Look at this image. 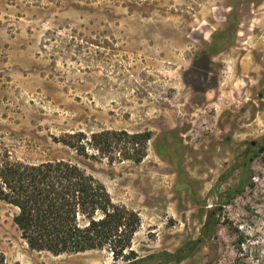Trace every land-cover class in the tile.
I'll return each mask as SVG.
<instances>
[{
	"label": "rangeland",
	"instance_id": "rangeland-1",
	"mask_svg": "<svg viewBox=\"0 0 264 264\" xmlns=\"http://www.w3.org/2000/svg\"><path fill=\"white\" fill-rule=\"evenodd\" d=\"M103 129L151 130L146 156L54 139ZM263 145L264 0H0V149L78 163L141 217L132 261L55 255L0 200V264H264Z\"/></svg>",
	"mask_w": 264,
	"mask_h": 264
},
{
	"label": "trees",
	"instance_id": "trees-1",
	"mask_svg": "<svg viewBox=\"0 0 264 264\" xmlns=\"http://www.w3.org/2000/svg\"><path fill=\"white\" fill-rule=\"evenodd\" d=\"M152 137L151 130L103 129L54 139L86 158L139 163ZM0 200L15 208L14 222L31 249L55 255L107 250L115 260L129 261L138 256L132 242L141 225L139 213L115 202L78 163L20 160L0 149Z\"/></svg>",
	"mask_w": 264,
	"mask_h": 264
},
{
	"label": "water",
	"instance_id": "water-1",
	"mask_svg": "<svg viewBox=\"0 0 264 264\" xmlns=\"http://www.w3.org/2000/svg\"><path fill=\"white\" fill-rule=\"evenodd\" d=\"M253 143H255L256 141L254 140V141H252ZM264 151V145L263 146H261L259 149H258V151H257V153L255 154V156H257L259 153H262Z\"/></svg>",
	"mask_w": 264,
	"mask_h": 264
},
{
	"label": "flooded vegetation",
	"instance_id": "flooded-vegetation-1",
	"mask_svg": "<svg viewBox=\"0 0 264 264\" xmlns=\"http://www.w3.org/2000/svg\"><path fill=\"white\" fill-rule=\"evenodd\" d=\"M251 145H252L253 147H257V146H258V142H257V141H256L255 143L251 142ZM260 147H261V146H260ZM260 147H259V148H260ZM259 148H258V149H259ZM257 151H258V150H257ZM256 153H257V152H254L253 155L255 156Z\"/></svg>",
	"mask_w": 264,
	"mask_h": 264
}]
</instances>
